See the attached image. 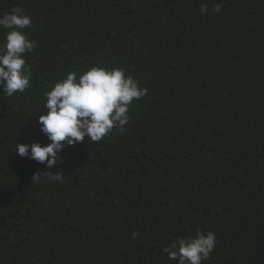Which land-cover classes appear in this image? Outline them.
<instances>
[{
	"label": "trees",
	"instance_id": "trees-1",
	"mask_svg": "<svg viewBox=\"0 0 264 264\" xmlns=\"http://www.w3.org/2000/svg\"><path fill=\"white\" fill-rule=\"evenodd\" d=\"M14 8L35 48L30 87L0 90V264H177L164 249L198 231L216 234L202 264H264V0H0ZM93 66L148 90L124 130L51 169L15 153L50 143L45 92Z\"/></svg>",
	"mask_w": 264,
	"mask_h": 264
},
{
	"label": "clouds",
	"instance_id": "clouds-1",
	"mask_svg": "<svg viewBox=\"0 0 264 264\" xmlns=\"http://www.w3.org/2000/svg\"><path fill=\"white\" fill-rule=\"evenodd\" d=\"M206 4L200 6V13L207 14ZM215 12L221 11L216 4ZM32 23L31 17L20 8L0 16V29H8L0 42V90L8 97L23 93L30 87L31 69L26 66L25 53L35 48L32 40L22 31ZM146 88L138 85L131 76L119 67L108 70L93 66L81 75L69 72L66 78L58 81L45 92L43 108L47 113L40 115L38 123L40 132L50 141L42 146L40 143H16L20 156L46 164L51 169L61 163L66 146L83 142L85 137L92 142H100L116 128L124 130L128 124L129 107L134 100H139L147 93ZM62 181L63 176L56 172L43 171L34 174L32 182L41 180ZM137 233H133L135 237ZM216 245L214 232L198 231L195 237L178 238L164 251L169 260L177 264H202L213 252Z\"/></svg>",
	"mask_w": 264,
	"mask_h": 264
}]
</instances>
